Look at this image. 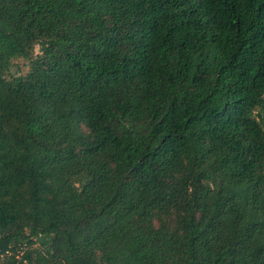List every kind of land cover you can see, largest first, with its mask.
<instances>
[{"label":"trees","instance_id":"16d2710c","mask_svg":"<svg viewBox=\"0 0 264 264\" xmlns=\"http://www.w3.org/2000/svg\"><path fill=\"white\" fill-rule=\"evenodd\" d=\"M0 264H264V0H0Z\"/></svg>","mask_w":264,"mask_h":264},{"label":"rangeland","instance_id":"374dc122","mask_svg":"<svg viewBox=\"0 0 264 264\" xmlns=\"http://www.w3.org/2000/svg\"><path fill=\"white\" fill-rule=\"evenodd\" d=\"M35 53H38V48H35ZM26 71H27L26 62L24 60L20 59L13 61L12 66L10 68V72L12 74H15L17 72L25 73Z\"/></svg>","mask_w":264,"mask_h":264}]
</instances>
